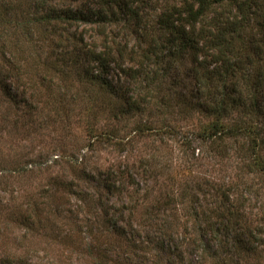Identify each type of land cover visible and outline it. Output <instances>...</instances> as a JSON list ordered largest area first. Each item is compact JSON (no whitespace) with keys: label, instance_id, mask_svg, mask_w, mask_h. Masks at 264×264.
Wrapping results in <instances>:
<instances>
[{"label":"rangeland","instance_id":"374dc122","mask_svg":"<svg viewBox=\"0 0 264 264\" xmlns=\"http://www.w3.org/2000/svg\"><path fill=\"white\" fill-rule=\"evenodd\" d=\"M167 4L180 0H152L148 19ZM2 42L0 69L8 54ZM24 46L19 64L27 73L19 84L30 76L38 84L43 74L53 84L41 86L31 108L0 97V264H215L207 255L213 252L229 264H264L255 253L226 254L231 236L214 231L230 204L241 217L235 233L247 238L264 230L263 182L241 178L233 153L219 156L197 140L186 142L198 127L195 114L152 103L117 121L79 70L61 62L53 42L34 36ZM128 59L123 64L135 67ZM124 84L133 92L131 82ZM112 131L118 135L104 134ZM82 170L92 177L85 180ZM111 172L119 190L103 184ZM249 185L254 192L243 189Z\"/></svg>","mask_w":264,"mask_h":264},{"label":"trees","instance_id":"16d2710c","mask_svg":"<svg viewBox=\"0 0 264 264\" xmlns=\"http://www.w3.org/2000/svg\"><path fill=\"white\" fill-rule=\"evenodd\" d=\"M154 9L152 0H0V40L8 52L0 69L1 99L16 109L31 108L29 101L46 86L47 74L38 84L33 76L19 84L27 73L20 53L36 36L54 43L61 62L69 60L79 70L82 84L97 93L99 104L108 106L117 121L141 115L152 103L162 111L195 114L198 127L188 131L186 142L197 140L219 156L233 153L241 178H257L264 186V0H180L150 21ZM82 25L93 26V32L77 33ZM129 35L135 38L132 45ZM125 55L135 67L123 64ZM47 80L49 87L53 78ZM125 81L133 84V92ZM18 86L24 88L18 91ZM136 126L142 130L144 124ZM112 132L104 134L118 135ZM82 172L85 180L92 177ZM116 176L105 177V188L119 190ZM250 186L243 189L254 192ZM226 210L228 217L214 230L231 236L226 254L264 258V230L238 235L233 227L240 215L231 204ZM113 228L119 226L113 223ZM207 255L215 264H229L217 252Z\"/></svg>","mask_w":264,"mask_h":264}]
</instances>
